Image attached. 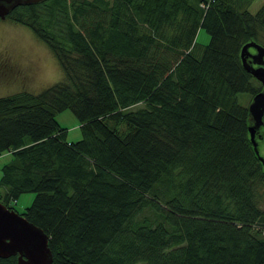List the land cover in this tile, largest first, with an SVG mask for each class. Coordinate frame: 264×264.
I'll use <instances>...</instances> for the list:
<instances>
[{
  "label": "trees",
  "instance_id": "obj_1",
  "mask_svg": "<svg viewBox=\"0 0 264 264\" xmlns=\"http://www.w3.org/2000/svg\"><path fill=\"white\" fill-rule=\"evenodd\" d=\"M6 20L64 72L0 97V155L12 156L0 201L35 193L22 215L48 234L54 264H264V167L238 101L263 89L240 54L264 46V4L44 0ZM199 29L211 38L200 58ZM65 110L77 141L56 119Z\"/></svg>",
  "mask_w": 264,
  "mask_h": 264
},
{
  "label": "rangeland",
  "instance_id": "obj_2",
  "mask_svg": "<svg viewBox=\"0 0 264 264\" xmlns=\"http://www.w3.org/2000/svg\"><path fill=\"white\" fill-rule=\"evenodd\" d=\"M230 3L237 9L256 13L264 0H230ZM210 39L205 29H199L195 39V56L200 58L203 55ZM63 78L64 72L45 42L30 28L0 18V97L21 91L38 94ZM251 99L252 96L248 93L238 94V101L244 106H249ZM56 119L62 127L67 128L68 141L74 142L82 137L80 122L71 110L57 113ZM259 151L264 157V142L261 139ZM11 158V154L7 152L0 155V177L2 167ZM3 193L0 188V195ZM34 198L35 193L23 194L12 206L18 213L23 214Z\"/></svg>",
  "mask_w": 264,
  "mask_h": 264
},
{
  "label": "water",
  "instance_id": "obj_3",
  "mask_svg": "<svg viewBox=\"0 0 264 264\" xmlns=\"http://www.w3.org/2000/svg\"><path fill=\"white\" fill-rule=\"evenodd\" d=\"M42 1L44 0H0V18L6 19L9 12L18 6ZM240 55L244 68L263 87L253 97L248 109L252 120L249 126L250 138L264 167V157L260 155L259 144L255 138L256 130L264 123V46L247 42ZM12 256L17 257V264H54L49 237L44 229L0 201V258Z\"/></svg>",
  "mask_w": 264,
  "mask_h": 264
},
{
  "label": "flooded vegetation",
  "instance_id": "obj_4",
  "mask_svg": "<svg viewBox=\"0 0 264 264\" xmlns=\"http://www.w3.org/2000/svg\"><path fill=\"white\" fill-rule=\"evenodd\" d=\"M255 137L259 145H260V139L264 142V123L262 126H260V128L256 130Z\"/></svg>",
  "mask_w": 264,
  "mask_h": 264
},
{
  "label": "built area",
  "instance_id": "obj_5",
  "mask_svg": "<svg viewBox=\"0 0 264 264\" xmlns=\"http://www.w3.org/2000/svg\"><path fill=\"white\" fill-rule=\"evenodd\" d=\"M208 4H209V1H208Z\"/></svg>",
  "mask_w": 264,
  "mask_h": 264
}]
</instances>
